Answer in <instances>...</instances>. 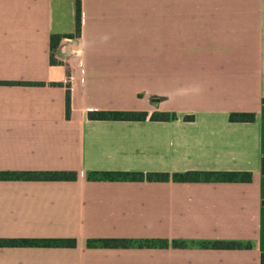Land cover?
Segmentation results:
<instances>
[{
    "label": "crops",
    "instance_id": "obj_1",
    "mask_svg": "<svg viewBox=\"0 0 264 264\" xmlns=\"http://www.w3.org/2000/svg\"><path fill=\"white\" fill-rule=\"evenodd\" d=\"M80 7L75 34V0H0V171L76 172L71 180L0 179V239L36 240L0 244V264H259L264 0ZM54 34L61 37L52 50ZM89 110L147 115L92 119ZM153 111L175 117L151 119ZM240 112L253 119L231 118ZM188 170L251 176L171 177ZM139 172L169 177L123 174ZM60 238L75 244L49 241ZM101 238L132 244L104 246ZM215 240L244 246L204 245ZM147 241L155 243L138 245Z\"/></svg>",
    "mask_w": 264,
    "mask_h": 264
},
{
    "label": "trees",
    "instance_id": "obj_2",
    "mask_svg": "<svg viewBox=\"0 0 264 264\" xmlns=\"http://www.w3.org/2000/svg\"><path fill=\"white\" fill-rule=\"evenodd\" d=\"M75 34L80 32L81 25V7L80 0H75ZM66 36H72V34H67ZM60 34H54L50 37V47L54 50L60 39ZM53 60V58H52ZM66 111H70V93L69 89L66 90ZM89 118L92 119H144L147 115L145 111H136V110H89L87 113ZM171 117H175V113H170L167 111H153L149 118L164 120ZM191 117L190 115L187 116ZM231 118L237 120H252L253 113H231ZM261 170L264 172V157L261 160ZM100 177L108 178L113 174H120L119 172L112 171H101L98 173ZM123 174H132L133 176L146 177V178H158V179H167L169 174L167 172H139V173H123ZM250 172H235V171H223V172H213V171H198V170H188L184 172L173 173L171 177L177 180H198L199 178L205 179H222V180H233V179H242L249 180ZM28 178V179H64L71 180L76 178L75 171H0V179L7 178ZM92 177V174H90ZM36 240L29 238H4L0 239V244H28L33 243ZM50 242H55L58 245H74L75 240L72 238H60V239H49ZM90 241V240H89ZM88 241V244H89ZM100 243L104 246H129L132 244L131 239L128 238H101L99 239ZM161 245H167V239H159ZM172 246L180 247L184 246L183 241L173 239L170 241ZM155 243V242H154ZM152 242H139L138 245H150L154 244ZM207 247H219V248H235L243 247L242 243L232 240H215L212 242H205ZM259 264H264V251L260 253Z\"/></svg>",
    "mask_w": 264,
    "mask_h": 264
},
{
    "label": "built area",
    "instance_id": "obj_3",
    "mask_svg": "<svg viewBox=\"0 0 264 264\" xmlns=\"http://www.w3.org/2000/svg\"><path fill=\"white\" fill-rule=\"evenodd\" d=\"M79 63H81V61H79ZM69 82H70V77L69 76H66L64 78V85L68 88V85H69Z\"/></svg>",
    "mask_w": 264,
    "mask_h": 264
}]
</instances>
